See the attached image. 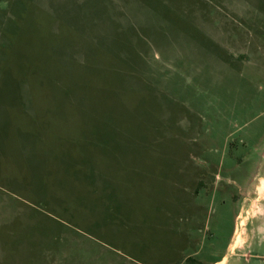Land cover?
<instances>
[{
	"label": "rangeland",
	"instance_id": "1",
	"mask_svg": "<svg viewBox=\"0 0 264 264\" xmlns=\"http://www.w3.org/2000/svg\"><path fill=\"white\" fill-rule=\"evenodd\" d=\"M262 175L264 0H0V264H264Z\"/></svg>",
	"mask_w": 264,
	"mask_h": 264
},
{
	"label": "bare ground",
	"instance_id": "2",
	"mask_svg": "<svg viewBox=\"0 0 264 264\" xmlns=\"http://www.w3.org/2000/svg\"><path fill=\"white\" fill-rule=\"evenodd\" d=\"M261 184L258 186V188H259V191L260 190H263V188H264V179H261V182H260ZM263 186V187H262ZM253 219V218H252ZM251 226V225H250ZM236 227V226H235ZM237 228V227H236ZM232 239H233V237H232ZM234 245V244H233ZM234 247V246H233Z\"/></svg>",
	"mask_w": 264,
	"mask_h": 264
},
{
	"label": "water",
	"instance_id": "3",
	"mask_svg": "<svg viewBox=\"0 0 264 264\" xmlns=\"http://www.w3.org/2000/svg\"><path fill=\"white\" fill-rule=\"evenodd\" d=\"M261 181V179L259 180V182ZM258 186H259V183L257 184V186H256V190H258ZM230 245V244H229ZM229 248V247H228ZM227 258V255L226 256H223V260H227L226 259Z\"/></svg>",
	"mask_w": 264,
	"mask_h": 264
},
{
	"label": "crops",
	"instance_id": "4",
	"mask_svg": "<svg viewBox=\"0 0 264 264\" xmlns=\"http://www.w3.org/2000/svg\"><path fill=\"white\" fill-rule=\"evenodd\" d=\"M259 179H264V175L260 176ZM260 182H261V181H260ZM229 247H230V245H229ZM225 256H226V255H225ZM219 262H220V261H217V262H215L214 264L219 263Z\"/></svg>",
	"mask_w": 264,
	"mask_h": 264
},
{
	"label": "trees",
	"instance_id": "5",
	"mask_svg": "<svg viewBox=\"0 0 264 264\" xmlns=\"http://www.w3.org/2000/svg\"><path fill=\"white\" fill-rule=\"evenodd\" d=\"M188 260H191V257H190ZM175 264H179V263H178V262H176Z\"/></svg>",
	"mask_w": 264,
	"mask_h": 264
}]
</instances>
